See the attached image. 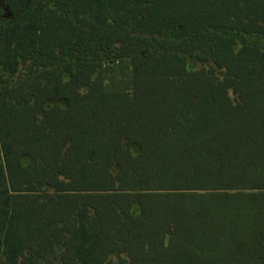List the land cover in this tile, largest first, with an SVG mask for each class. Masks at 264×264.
I'll return each instance as SVG.
<instances>
[{
  "label": "trees",
  "instance_id": "trees-1",
  "mask_svg": "<svg viewBox=\"0 0 264 264\" xmlns=\"http://www.w3.org/2000/svg\"><path fill=\"white\" fill-rule=\"evenodd\" d=\"M250 37L264 0H0V264H264Z\"/></svg>",
  "mask_w": 264,
  "mask_h": 264
},
{
  "label": "rangeland",
  "instance_id": "rangeland-1",
  "mask_svg": "<svg viewBox=\"0 0 264 264\" xmlns=\"http://www.w3.org/2000/svg\"><path fill=\"white\" fill-rule=\"evenodd\" d=\"M249 40L260 45L264 49V37H250ZM198 67L193 61L189 63V70H195ZM136 153V151H135Z\"/></svg>",
  "mask_w": 264,
  "mask_h": 264
}]
</instances>
